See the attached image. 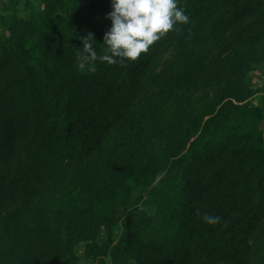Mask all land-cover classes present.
<instances>
[{
    "label": "trees",
    "instance_id": "1",
    "mask_svg": "<svg viewBox=\"0 0 264 264\" xmlns=\"http://www.w3.org/2000/svg\"><path fill=\"white\" fill-rule=\"evenodd\" d=\"M20 4L0 16V264H264V0H178L188 24L95 72L81 37L103 43L112 0Z\"/></svg>",
    "mask_w": 264,
    "mask_h": 264
},
{
    "label": "clouds",
    "instance_id": "2",
    "mask_svg": "<svg viewBox=\"0 0 264 264\" xmlns=\"http://www.w3.org/2000/svg\"><path fill=\"white\" fill-rule=\"evenodd\" d=\"M111 28L99 44L93 33L81 37L83 53L78 55V67L96 71V61L108 65L137 61L142 54L169 32L179 30L190 22L178 0H112V11L107 17ZM97 44L104 46V54H97ZM208 224L219 222V217L205 214Z\"/></svg>",
    "mask_w": 264,
    "mask_h": 264
},
{
    "label": "rangeland",
    "instance_id": "3",
    "mask_svg": "<svg viewBox=\"0 0 264 264\" xmlns=\"http://www.w3.org/2000/svg\"><path fill=\"white\" fill-rule=\"evenodd\" d=\"M6 0H0V16L3 15V8ZM33 8L36 11H40L44 8L43 0H21L19 5V12L27 17L29 15V8ZM170 57L169 54H165L163 57V62ZM162 62V63H163ZM247 81L251 86L254 95L251 98V103L255 106L260 107L264 111V61L257 65L253 71L248 75ZM261 131L264 135V119L261 123ZM79 264H90L86 260L81 259Z\"/></svg>",
    "mask_w": 264,
    "mask_h": 264
}]
</instances>
